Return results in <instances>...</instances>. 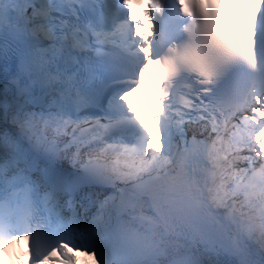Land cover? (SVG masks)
<instances>
[{"label":"snow or ice","instance_id":"6c2138e0","mask_svg":"<svg viewBox=\"0 0 264 264\" xmlns=\"http://www.w3.org/2000/svg\"><path fill=\"white\" fill-rule=\"evenodd\" d=\"M144 5L0 0V253L264 264V0Z\"/></svg>","mask_w":264,"mask_h":264},{"label":"bare ground","instance_id":"6f19581e","mask_svg":"<svg viewBox=\"0 0 264 264\" xmlns=\"http://www.w3.org/2000/svg\"><path fill=\"white\" fill-rule=\"evenodd\" d=\"M77 254H79V253H77Z\"/></svg>","mask_w":264,"mask_h":264}]
</instances>
